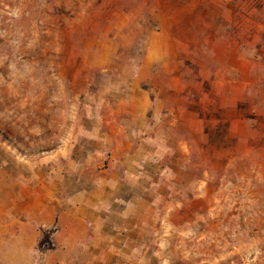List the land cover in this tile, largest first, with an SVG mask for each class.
Returning <instances> with one entry per match:
<instances>
[{"label":"rangeland","instance_id":"374dc122","mask_svg":"<svg viewBox=\"0 0 264 264\" xmlns=\"http://www.w3.org/2000/svg\"><path fill=\"white\" fill-rule=\"evenodd\" d=\"M0 264H264V0H0Z\"/></svg>","mask_w":264,"mask_h":264}]
</instances>
